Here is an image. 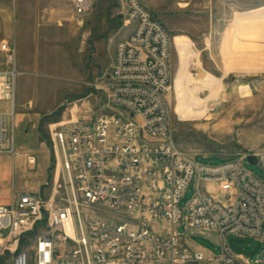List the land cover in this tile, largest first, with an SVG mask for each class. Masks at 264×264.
Here are the masks:
<instances>
[{"label": "built area", "instance_id": "obj_1", "mask_svg": "<svg viewBox=\"0 0 264 264\" xmlns=\"http://www.w3.org/2000/svg\"><path fill=\"white\" fill-rule=\"evenodd\" d=\"M92 2L72 0L75 14L83 16ZM126 4L133 26L116 44L106 113L51 132L61 164L58 200L21 192L12 205L0 204L4 247L32 235V247L18 251L13 264H264V252L251 262L224 241L228 234L264 241V182L244 165L250 155L209 165L177 149L168 102L171 34L140 0ZM1 49L15 62L8 42ZM16 79L15 67L0 72V101L12 105L0 112V153H15ZM252 155L264 171V152ZM27 160L36 164L33 155ZM191 184L193 196L182 207ZM181 225L218 233L221 254L191 249Z\"/></svg>", "mask_w": 264, "mask_h": 264}, {"label": "rangeland", "instance_id": "obj_2", "mask_svg": "<svg viewBox=\"0 0 264 264\" xmlns=\"http://www.w3.org/2000/svg\"><path fill=\"white\" fill-rule=\"evenodd\" d=\"M140 1L171 34L168 102L177 149L209 165L264 152V0ZM127 11L126 0H93L83 16L75 14L72 0H0V72L17 71L14 144L17 152H31L38 159L32 169L14 156L13 191L41 180L49 155L52 181L58 156L54 129L94 122L106 113L105 84L116 44L133 26ZM4 42L16 63L1 49ZM11 109L10 102L0 101L1 113ZM244 165L264 182L259 165L248 160ZM193 193L191 184L182 207ZM6 197L14 200L11 194ZM100 210L91 212L111 218V212ZM176 229L190 247L221 254L218 233L182 225ZM224 241L231 252L251 262L264 252V241L255 237L228 234ZM31 247L32 235L10 241L0 264H13L18 251Z\"/></svg>", "mask_w": 264, "mask_h": 264}, {"label": "crops", "instance_id": "obj_3", "mask_svg": "<svg viewBox=\"0 0 264 264\" xmlns=\"http://www.w3.org/2000/svg\"><path fill=\"white\" fill-rule=\"evenodd\" d=\"M114 55H115V52H114ZM114 55H113V58H114ZM14 107H15V104H14ZM18 117H19L18 118L19 120L23 119L22 117L20 118V115ZM41 144L44 145V142L41 141ZM10 155H12V158L10 157ZM29 155L35 156V154L31 152H24V153L19 152V151L17 152L16 148H15L14 154H10V153L0 154V204L9 205V206L12 205L14 201L16 200L17 195L21 192H31V193H36V194L41 193L40 195H42L47 200L50 199L54 202L58 200V184L61 179V164H60L59 158H57L55 162V168L53 169V179L51 181L49 171H48L51 165V155L48 156L46 168L44 170L43 177L41 180H36L35 182L31 184L27 183V187L25 188L26 190L23 188L17 192L13 191L14 187L11 181V172L13 170L11 169L10 163L12 164L15 163L14 162L15 161L14 156H15L18 158H22L25 165H27L29 168L34 169L38 164V159L36 158L35 165H31L28 163V160H27V156ZM9 194H11L12 197L14 198L13 201H9L7 199L6 195H9ZM200 231L202 233H205L206 231H209V230H200ZM191 249L202 251L206 254V256H212L211 254H208L206 251H204L198 246L194 245L191 247Z\"/></svg>", "mask_w": 264, "mask_h": 264}, {"label": "water", "instance_id": "obj_4", "mask_svg": "<svg viewBox=\"0 0 264 264\" xmlns=\"http://www.w3.org/2000/svg\"><path fill=\"white\" fill-rule=\"evenodd\" d=\"M248 162H250V163H256V158H255V156L250 155V156L248 157Z\"/></svg>", "mask_w": 264, "mask_h": 264}, {"label": "bare ground", "instance_id": "obj_5", "mask_svg": "<svg viewBox=\"0 0 264 264\" xmlns=\"http://www.w3.org/2000/svg\"><path fill=\"white\" fill-rule=\"evenodd\" d=\"M242 91H243V94H244V95L249 94L248 91H247V88H245V89L242 88ZM57 155H58V153H57Z\"/></svg>", "mask_w": 264, "mask_h": 264}]
</instances>
